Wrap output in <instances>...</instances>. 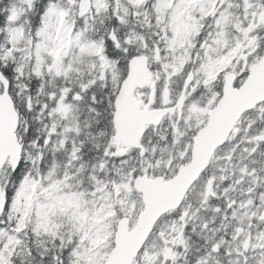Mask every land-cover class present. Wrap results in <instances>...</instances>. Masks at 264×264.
<instances>
[{
    "label": "snow or ice",
    "instance_id": "obj_1",
    "mask_svg": "<svg viewBox=\"0 0 264 264\" xmlns=\"http://www.w3.org/2000/svg\"><path fill=\"white\" fill-rule=\"evenodd\" d=\"M0 264H264V0H0Z\"/></svg>",
    "mask_w": 264,
    "mask_h": 264
}]
</instances>
